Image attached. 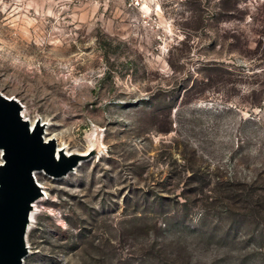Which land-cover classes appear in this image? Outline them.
I'll use <instances>...</instances> for the list:
<instances>
[{"label":"rangeland","instance_id":"374dc122","mask_svg":"<svg viewBox=\"0 0 264 264\" xmlns=\"http://www.w3.org/2000/svg\"><path fill=\"white\" fill-rule=\"evenodd\" d=\"M0 95L83 154L22 264H264V0H0Z\"/></svg>","mask_w":264,"mask_h":264},{"label":"water","instance_id":"95a60500","mask_svg":"<svg viewBox=\"0 0 264 264\" xmlns=\"http://www.w3.org/2000/svg\"><path fill=\"white\" fill-rule=\"evenodd\" d=\"M43 124L33 126L21 115V105L0 95V264H22L32 203L42 196L35 171L62 177L83 157L65 154L56 141L43 138Z\"/></svg>","mask_w":264,"mask_h":264},{"label":"bare ground","instance_id":"6f19581e","mask_svg":"<svg viewBox=\"0 0 264 264\" xmlns=\"http://www.w3.org/2000/svg\"><path fill=\"white\" fill-rule=\"evenodd\" d=\"M21 115H22V117L25 119V116H24V111H23V109L21 110ZM26 120V119H25ZM36 121H39V120H35V121H29V124H30V126H33V124L36 122ZM40 122V121H39ZM42 124H43V127H44V135H43V138L45 139V140H49V139H53V140H55L56 141V139L52 136V137H49L48 136V134H47V129H48V126H49V124L47 123V122H42ZM57 148L58 149H62V150H64V152H65V154H70L69 152H67V151H65V147H61L60 145H57ZM0 154L2 155V150H0ZM81 155H83V154H81ZM0 162H2V156H1V161ZM79 164V163H78ZM76 168V167H75ZM74 168V169H75ZM73 169V170H74ZM73 170H71L69 173H72L73 172ZM37 173H39V171H35L34 172V176L36 177V174ZM35 202H37V200H35L33 203H32V210H31V212H30V221H29V224H28V227H27V229L29 228V225H30V223H31V221H32V218H33V212H34V207L36 206L35 204Z\"/></svg>","mask_w":264,"mask_h":264}]
</instances>
